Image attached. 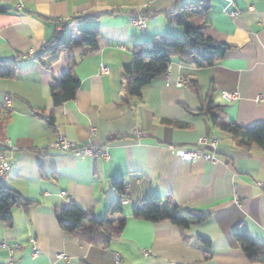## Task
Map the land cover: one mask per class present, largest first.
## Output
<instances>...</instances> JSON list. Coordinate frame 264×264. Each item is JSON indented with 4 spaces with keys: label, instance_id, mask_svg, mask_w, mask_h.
Segmentation results:
<instances>
[{
    "label": "crops",
    "instance_id": "0c3cea01",
    "mask_svg": "<svg viewBox=\"0 0 264 264\" xmlns=\"http://www.w3.org/2000/svg\"><path fill=\"white\" fill-rule=\"evenodd\" d=\"M199 1L0 0V62L17 68L14 79H0V155L11 164L3 183L30 202L26 210L13 208L11 228L0 225V264H251L233 237L238 225L264 248V189L255 185L264 182V152L235 145L211 123L201 101L211 93L221 122L264 125V100L258 98L264 94V0H208L210 35L230 47L214 66L197 69L173 60L139 98L122 88L121 72L133 53L160 37L183 39L174 20L181 7ZM133 17L144 20L142 30L130 24ZM93 29L95 51L75 43L45 65L36 60L60 30L74 42ZM70 59L79 88L74 100L54 107L50 87L69 74ZM223 92L237 99L228 102ZM35 111L52 113L54 127ZM57 133L103 147L108 157L81 160L47 149ZM201 137L215 140L206 148L215 165L202 158L182 161L168 149H195ZM118 180L125 183L115 215L125 221L118 238L93 246L60 228L56 215L70 202L103 219L118 196ZM149 194L210 216L186 229L136 218Z\"/></svg>",
    "mask_w": 264,
    "mask_h": 264
},
{
    "label": "trees",
    "instance_id": "16d2710c",
    "mask_svg": "<svg viewBox=\"0 0 264 264\" xmlns=\"http://www.w3.org/2000/svg\"><path fill=\"white\" fill-rule=\"evenodd\" d=\"M209 10L208 0H200L196 4L181 7L174 24L182 27L183 39L160 37L133 53L131 61L123 67L121 72L122 88L127 97L139 98L143 87L150 84L156 77L167 74L173 60H177L184 66L201 69L214 66L225 56L230 47L216 42L211 37L210 24L206 20ZM72 24L73 21L63 25V28H69ZM97 37L96 29L85 31L74 42L71 41L70 36L65 39H59L56 36L41 48L36 60L45 65V59L55 55L60 56L70 50L75 43L95 51ZM68 66L69 74L63 79L55 80L54 85L50 87V97L54 107L74 100L79 88V79L74 74L75 60L70 59ZM16 74L17 68L13 61L0 62V79H14ZM193 86L195 93L200 95L197 86ZM201 101L203 110L209 116L211 123L230 134L235 145L247 149L253 144L264 152L263 124L242 128L231 122H221L223 117L216 112L219 111L220 106L214 105L211 93ZM40 112L35 111V116H38V113L41 114V119L47 126L53 128L52 113L46 115ZM114 187L118 196L111 202L103 219H97L91 211L82 210L70 202L67 208L59 210L56 215L60 228L74 234L80 243L108 246L112 240L120 236L125 225L124 220L115 219V215L122 210V191L125 189V183L122 180L115 181ZM29 205L30 202L22 198L15 190L6 187L0 180V225L11 228L13 208L26 210ZM209 216V213L199 210L182 209L170 198L161 199L149 194L139 203L135 217L151 223L168 221L174 226L186 229L190 223H202ZM233 237L251 264H264V248L252 240L243 225L235 228ZM199 240L205 245L209 244L207 238L200 237Z\"/></svg>",
    "mask_w": 264,
    "mask_h": 264
},
{
    "label": "built area",
    "instance_id": "2783aa9c",
    "mask_svg": "<svg viewBox=\"0 0 264 264\" xmlns=\"http://www.w3.org/2000/svg\"><path fill=\"white\" fill-rule=\"evenodd\" d=\"M235 15V13H231V16ZM130 24L135 26L136 28L142 30L145 27L144 20L142 18L133 17L130 19ZM64 31L60 30L57 37L59 39H62ZM99 71L102 74H107L108 70L104 66L99 67ZM181 86V83L178 84ZM222 97L226 99L228 102H233L237 99L236 93H229V92H223ZM260 100H264V94H260L258 96ZM8 103V102H6ZM7 104H5L6 106ZM91 136L96 135V129L92 128ZM136 135L138 137L142 136L141 132H136ZM215 144V140L211 139L208 140L205 137H201L197 144L195 149H186L178 146L169 145L168 149L172 150L182 161H192L197 158H202L206 161H208L211 165H215L217 163V158L214 156V154L211 151H208L207 147H213ZM47 149L54 150L60 153L69 152L73 154L76 158L84 160V159H107L108 152L103 147H96L93 145L92 142H89L87 144H80L78 142L72 141L65 136H63L60 133H57L56 139L48 144L46 146ZM11 170V164L4 158L3 155H0V180L3 181L5 175ZM256 187L259 189H264V182H256ZM63 195H66L65 192L62 193ZM38 252L37 250H33L32 256H37ZM57 258L59 259H66L63 254L57 255Z\"/></svg>",
    "mask_w": 264,
    "mask_h": 264
},
{
    "label": "rangeland",
    "instance_id": "374dc122",
    "mask_svg": "<svg viewBox=\"0 0 264 264\" xmlns=\"http://www.w3.org/2000/svg\"><path fill=\"white\" fill-rule=\"evenodd\" d=\"M77 34V33H76ZM77 36V35H76Z\"/></svg>",
    "mask_w": 264,
    "mask_h": 264
}]
</instances>
